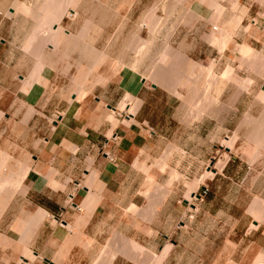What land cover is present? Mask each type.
Segmentation results:
<instances>
[{
  "label": "crops",
  "instance_id": "crops-1",
  "mask_svg": "<svg viewBox=\"0 0 264 264\" xmlns=\"http://www.w3.org/2000/svg\"><path fill=\"white\" fill-rule=\"evenodd\" d=\"M84 2L77 11L65 0L52 6L0 1V114L32 131L34 153L20 197L8 209L7 229H0V264H94L101 242L110 244L105 264H264L258 199L217 196L214 182L207 198L190 201L187 195L199 189L169 178L170 170L189 179L208 168L216 140L231 131L230 121L214 118L215 105L206 103L200 115L191 103L178 97L171 103L172 93L125 70L115 86L105 88L109 95L103 91L90 98L61 82L52 84L59 98L44 106L45 83L57 81L58 75L43 71V82L28 86L38 62L55 59L50 57L54 44L41 41L44 23L56 31L66 25L69 36L75 19L91 13L96 29L105 28ZM134 7L139 8L132 6V13ZM70 41L64 38L60 46ZM130 94L140 100L135 113L130 104L126 110L120 107ZM41 110L52 115L45 136ZM37 140L44 143L35 147ZM235 162L226 163L213 179L233 182L244 168ZM244 169L241 187L264 199V190H255L250 181L251 169ZM115 233L138 241L142 249L112 245ZM186 234L192 235L191 244H185ZM141 251L149 260H141Z\"/></svg>",
  "mask_w": 264,
  "mask_h": 264
},
{
  "label": "rangeland",
  "instance_id": "rangeland-1",
  "mask_svg": "<svg viewBox=\"0 0 264 264\" xmlns=\"http://www.w3.org/2000/svg\"><path fill=\"white\" fill-rule=\"evenodd\" d=\"M65 1L68 8L77 11L85 1L84 4L92 7L99 20L102 19L101 26L105 25V28L96 29L91 17L94 15L91 13L88 16L80 14L75 19L69 36L65 35L66 25L61 26L58 37L55 38H52L55 35L53 27L48 23L42 25L41 41L54 44L53 55L50 57L55 59L39 61L35 78L28 86L34 81L42 83L39 75L43 71L52 76L58 75L57 81L52 79L45 83L49 92L45 95L42 106L50 99L58 100L59 95L54 94L51 88L57 82L69 86L70 91L76 95H88L91 98L103 91L109 95L110 90L105 88L115 86L114 82L118 81L122 70L133 72L140 80L145 79L146 85L155 83L172 93L173 96L165 94L171 103L177 97L178 101L191 103L200 115L205 113L206 103H210L211 107L215 105L217 110L214 118L220 123L225 119L230 121L231 123H226L230 124L231 131L226 137L216 140L217 147L208 168L200 174L188 175L189 179L170 170L169 178L172 181L192 183V187L199 189L195 196L187 195L190 201L198 202L207 198L214 182L218 183L214 186L217 196L245 199L255 197L260 201L258 208L264 216V199L241 187L242 177L246 172L244 168L249 167L252 173L250 181L255 182V190H264V0ZM30 2L52 6L59 4L61 0ZM135 5L139 8L134 7L135 12L132 13V6ZM67 11L68 9L63 15ZM73 15L75 17L76 13ZM64 38L71 40L66 48L60 46ZM97 41L100 45L96 44ZM65 75L67 79L63 78ZM111 92L120 95V91ZM139 101L127 95L120 107L126 110V106L130 104V112L135 113ZM236 104L241 105L239 111L235 110ZM228 109L232 112L231 115ZM40 115V128H43L41 133L45 136V127H48L52 115L42 110ZM16 123L14 119L0 114V153L5 155L4 160L7 162L2 163L4 166L0 170V181L6 180L0 182V199H3L0 200V229L4 230L7 229L8 217L10 219L8 209L14 198L20 197L22 181L34 154L31 149L32 131L27 126ZM40 142L44 143L43 140ZM40 142L37 140L34 146L37 147ZM222 160L225 163L236 161L235 164L239 167L244 165L243 170L238 169V178L233 181L236 184H230L233 182L229 179L217 180L213 179L214 175L206 174L211 169L216 171L215 175L222 171L224 168L213 169L214 164ZM202 179L204 180L200 181ZM204 188H208L207 193L203 192ZM24 219L26 224L25 210ZM191 237L192 235H185V244H191ZM24 240L28 241L29 237ZM1 242L0 246L3 245ZM103 244L101 242V245L96 246L97 259L94 264L109 262L111 254L106 251L110 244L107 247ZM112 245L133 246L137 250L135 245L141 244L115 233ZM140 253L138 256L142 261L149 260L148 253Z\"/></svg>",
  "mask_w": 264,
  "mask_h": 264
},
{
  "label": "bare ground",
  "instance_id": "bare-ground-1",
  "mask_svg": "<svg viewBox=\"0 0 264 264\" xmlns=\"http://www.w3.org/2000/svg\"><path fill=\"white\" fill-rule=\"evenodd\" d=\"M71 4V3H70ZM220 8V7H219ZM73 10V9H72ZM221 10H223V9H221ZM47 11V10H46ZM217 11V10H216ZM220 11V10H219ZM224 12V11H223ZM57 25V24H56ZM61 27V26H60ZM56 29V28H55ZM224 31V30H223ZM60 31H56V30H53V33H55V35H52V38H55V37H58L57 35H58V33H59ZM50 33V32H49ZM220 34V33H219ZM50 35H51V33H50ZM223 36H224V34H222ZM231 36V35H230ZM37 37V36H36ZM229 37V36H228ZM215 38V37H214ZM230 38V37H229ZM39 39V38H38ZM143 39V38H142ZM145 40V39H144ZM212 40V39H211ZM217 41H219V40H217ZM216 42V41H215ZM221 42V41H220ZM222 43V42H221ZM225 43V42H224ZM227 43V42H226ZM220 46L222 45V44H219ZM222 47V46H221ZM137 50V49H136ZM34 51V50H33ZM145 53V52H144ZM39 65H40V63H39ZM52 67V66H51ZM40 69V68H39ZM133 69V68H132ZM39 71V70H38ZM210 73V72H209ZM38 79V78H37ZM138 80V79H137ZM32 83V82H31ZM153 84H155V83H153ZM31 86V85H30ZM128 97H132L131 96V94L130 95H128ZM140 106V103H138V105H137V108ZM137 108H136V110H137ZM11 125V124H10ZM1 128V127H0ZM229 141V140H228ZM232 141V140H231ZM228 150L230 149L231 150V147L230 146H227L226 147ZM1 152V151H0ZM5 153V152H4ZM3 153V154H4ZM14 153H16L15 151H14ZM7 155V154H6ZM3 155L0 153V170H1V168L3 169V167H2V165L4 164V162H6L4 159V156L2 157ZM17 156V155H16ZM7 157H8V155H7ZM18 158V157H17ZM10 159V158H9ZM15 159V158H14ZM8 160V159H7ZM18 160V159H17ZM16 160V161H17ZM3 163V164H2ZM7 163V162H6ZM225 161H218L216 164H214V167H213V169H218V168H220V169H222L224 166H225ZM4 166V165H3ZM10 166V165H9ZM3 171V170H2ZM4 172V171H3ZM1 174V173H0ZM3 174V173H2ZM206 174H210V175H215V173L213 172V170L211 169V170H208L207 171V173ZM205 174V175H206ZM4 175V174H3ZM9 175V174H8ZM204 176V175H203ZM203 176H202V178H203ZM1 177V176H0ZM2 178H4V177H2ZM204 179H205V177H204ZM204 179H202V180H200V181H203ZM206 180V179H205ZM1 181H3V180H1ZM0 181V182H1ZM3 182H6V180L5 181H3ZM200 183V182H199ZM202 183V182H201ZM202 184H204V183H202ZM1 185V184H0ZM5 199V198H4ZM10 199V198H9ZM0 200H3V199H0ZM3 202H5L4 204H6V201L4 200ZM2 202V203H3ZM1 203V204H2ZM9 204V203H8ZM3 205V204H2ZM261 208V207H260ZM0 211L2 212V210L0 209ZM3 212H4V210H3ZM1 216V215H0ZM134 243V242H133ZM133 247V246H132ZM135 247H136V249H138V248H140L141 246H139V245H135ZM134 248V247H133ZM147 253V252H146Z\"/></svg>",
  "mask_w": 264,
  "mask_h": 264
},
{
  "label": "built area",
  "instance_id": "built-area-1",
  "mask_svg": "<svg viewBox=\"0 0 264 264\" xmlns=\"http://www.w3.org/2000/svg\"><path fill=\"white\" fill-rule=\"evenodd\" d=\"M207 191H208V188H204L203 192L207 193Z\"/></svg>",
  "mask_w": 264,
  "mask_h": 264
},
{
  "label": "water",
  "instance_id": "water-1",
  "mask_svg": "<svg viewBox=\"0 0 264 264\" xmlns=\"http://www.w3.org/2000/svg\"><path fill=\"white\" fill-rule=\"evenodd\" d=\"M153 87H156V85L155 84H153ZM215 173H216V171H214ZM195 196V195H194Z\"/></svg>",
  "mask_w": 264,
  "mask_h": 264
}]
</instances>
